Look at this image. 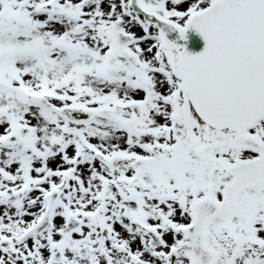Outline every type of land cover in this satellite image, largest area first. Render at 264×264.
<instances>
[{
    "label": "snow or ice",
    "instance_id": "1",
    "mask_svg": "<svg viewBox=\"0 0 264 264\" xmlns=\"http://www.w3.org/2000/svg\"><path fill=\"white\" fill-rule=\"evenodd\" d=\"M0 264H264V0H0Z\"/></svg>",
    "mask_w": 264,
    "mask_h": 264
},
{
    "label": "water",
    "instance_id": "2",
    "mask_svg": "<svg viewBox=\"0 0 264 264\" xmlns=\"http://www.w3.org/2000/svg\"><path fill=\"white\" fill-rule=\"evenodd\" d=\"M190 40L192 41V43L190 44V50L195 52V51H199L200 48H202V40H200V38L195 34V33H190Z\"/></svg>",
    "mask_w": 264,
    "mask_h": 264
}]
</instances>
